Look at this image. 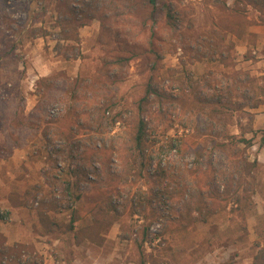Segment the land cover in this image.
Listing matches in <instances>:
<instances>
[{
    "label": "rangeland",
    "instance_id": "rangeland-1",
    "mask_svg": "<svg viewBox=\"0 0 264 264\" xmlns=\"http://www.w3.org/2000/svg\"><path fill=\"white\" fill-rule=\"evenodd\" d=\"M81 1L85 0L69 2L76 8H80ZM164 1L179 12L181 20L176 29L167 28L162 17L154 25L153 48L161 56L154 77L160 88L184 85L190 86L189 92L193 86V89L201 95H209L212 93V86L207 81L214 83V79L222 77L221 74L231 75L234 72H240L241 76L247 74L254 77L256 83L264 87V24L261 22L257 9L249 3L238 0L236 2L235 0ZM1 7H4V12L9 14L12 21L9 28L4 25L0 27V80L14 85L15 91L24 98V113H20L19 119H24L30 113V120L24 126L28 132L21 140L20 147L14 148L9 156L0 157V182L8 185L11 190L7 201L3 200V203L8 209H14L18 205L10 203L18 201L17 195L20 200H25L27 197V203H30L31 198L28 197L34 194L33 206H36L38 200L40 201L43 197V191L35 189L38 185H43L44 174L50 171V162L47 161L46 154H49L53 148H57L60 140L49 134L50 137L46 141L42 130L46 124L57 115L59 116L58 108L61 106L67 108L72 105L76 110L85 109L93 106L96 100L103 96L102 91L95 86L82 90L79 100L74 103L68 96L60 97L56 88L49 86L42 89L43 95L37 94L35 90L38 79L49 75L61 77L79 74L89 81L93 74L98 73L97 69L103 67V58L135 52L136 56L128 65L112 69L110 72L115 80L113 85L117 88V96H124L125 99L130 100L139 93L153 54L147 51L150 24H142L144 13L142 11L135 12L134 16L106 11L105 21L108 27L102 28L100 17L103 12L102 9H98L95 17L86 25L76 29L78 40H62L57 19L64 16L69 18L64 1L8 0L3 5L0 0V10ZM234 8H238V11ZM237 25L240 28H237ZM69 26H73L72 23ZM242 27L245 30L244 34L238 38L236 34ZM33 29L36 30L33 31ZM203 36L216 39L220 48H224L228 42L233 41L232 48H227V51L223 49L224 54H228L225 60L226 65L203 55V49L195 43V40ZM12 45L13 53L1 57L2 51L10 49ZM215 56L218 57V55ZM101 76L104 78L103 73ZM37 103L40 106L33 110ZM163 105L167 110L165 120L153 117L154 125L157 126L156 131L160 134L171 120L173 126L167 134L184 135L189 139L186 145H181L179 151L175 147L169 148L166 145L159 148L156 145L153 161L149 166V174L136 185H130L131 187L129 186L130 188L122 196L124 198H131L136 188L141 187L145 190L148 186L155 184L151 175L157 162L174 172H178V168L195 165L193 162L195 155L190 149L198 137H191L195 134L193 125L190 124L189 127L182 125L181 121L184 122L186 119V113L176 102L165 101ZM156 106L157 103L151 104L150 108L154 110ZM246 110L252 113L251 122L246 115L241 114L239 119L242 128L235 124L228 125L229 133L238 135L242 133L244 137L252 138V145L245 150V153L248 160L257 159L259 164L254 171L255 181L252 187L254 191L249 194V205L244 209L245 221L237 211L231 212L226 208L210 214L205 222H193L185 227L181 226L175 215L182 211L187 194L181 198L172 190L178 188L179 183L186 184L189 192H192L193 187L192 182L185 180L181 175L176 182L174 180L167 187V190L172 191V196L158 194L150 204H146L145 214L149 216L153 211L155 217L151 221L149 240L144 243V248L146 252H151L156 264H254L255 254L259 251L264 253V135L262 133L264 105L255 109L246 108ZM257 114L259 122L256 127H253L254 117ZM80 115V120H86L85 114ZM123 116V122L118 121L114 125L104 123L100 129H95V125L87 119V122L80 126L76 137L82 142L88 141L99 145L102 141H108L118 147L124 146L127 138L123 130L126 129L125 124L129 121V113ZM248 122L254 130H257L253 137L251 132L245 130ZM3 139L4 136L0 130V142ZM188 146L189 150L186 149ZM236 148L242 150L244 144L237 142ZM37 149L39 153H34ZM212 159L214 164H218V176L210 184L205 175L199 173L200 187L205 190H210L212 186L221 183L219 176L227 171L229 165L227 161L219 164L216 152L212 154ZM1 160L7 164L1 165ZM57 160L61 166L65 165L61 158L58 157ZM205 160L206 156L201 159L202 170H205ZM15 166H18L17 171L23 169L24 173H16ZM110 168L112 171L121 169V163L116 159L110 164ZM12 171H14L13 174L16 173L14 177L9 175ZM20 182L27 183L25 188L28 195L21 194L17 185ZM164 185L165 183L162 186ZM81 186L82 189L85 188L86 183L83 182ZM43 187L46 190L44 185ZM60 188V185L55 188L56 196ZM15 193L18 194L15 195ZM128 204L130 205V202ZM77 206L83 208L86 204L80 202ZM5 209L0 206L2 213L7 212ZM82 214L81 224L89 223L88 213L83 211ZM55 216L59 219V227L48 234L44 233V228L38 219H35L41 229L37 239L38 250L17 248L11 253L1 255L0 264L11 262L16 264H136L138 250L133 238H137L138 232L131 233L130 239H123L121 236L126 232L121 231L119 223L115 222L104 233V239L100 244L92 243L86 238L76 243L74 234L76 231L79 233V230L77 227L75 231L66 230L67 211L56 213ZM127 220L129 223L134 222L135 230L140 229L141 216L135 214ZM148 220L151 218L148 217ZM1 221H9V212ZM243 225L246 226V231L243 230ZM78 235L82 236L81 233ZM261 259H258L256 264H264V258Z\"/></svg>",
    "mask_w": 264,
    "mask_h": 264
},
{
    "label": "trees",
    "instance_id": "trees-1",
    "mask_svg": "<svg viewBox=\"0 0 264 264\" xmlns=\"http://www.w3.org/2000/svg\"><path fill=\"white\" fill-rule=\"evenodd\" d=\"M1 1L5 5L8 0ZM62 1L65 2L69 14L67 16L70 18L64 16V18L57 19L62 40H78L76 29L86 25L95 17L98 9H102L103 12L100 17L102 28L108 27L105 21L106 11L133 16L137 11L144 12L142 24H150L147 51L153 54V58L148 65V73L139 93L130 100L125 99L124 96H117V88L113 85L115 80L110 72L112 69L128 65L130 60L136 56L135 52L103 58V67L98 68V73L93 74L89 81L79 74L62 75L61 77L49 75L38 79L35 90L37 94L43 95L42 89L49 86L56 88L60 97L68 96L73 103L79 100L80 92L89 86H95L103 93V96L99 97L93 106L85 109L76 110L72 105L67 108L61 106L57 111L59 116L57 115L50 123L47 121L48 124L42 130L46 141L50 137L49 134H52L60 142L57 148H53L49 154H46L47 161L50 162V171L44 174L43 185L46 190L43 185H38L35 189L43 191V197L40 201L38 200L36 206H33L34 194L28 197L31 198L30 203H27V197L23 203L35 211L40 225L44 228V233H52L59 227V219L55 215L62 211L68 213L66 230L75 231L77 227L82 235H78V231L75 232L76 243L86 238L92 243L100 244L108 228L118 222L121 231L126 232L121 236L123 239H130L131 233L138 232L137 238H133L138 250L136 264H156L151 252H146L144 243L149 240V227L155 217L153 211L149 216L145 214L146 204H150L158 194H167L170 197L172 191H175L181 198L187 194L182 211L175 215L183 227L193 222H205L210 214L226 208L231 212L237 211L245 221L244 209L249 205V194L254 191L252 188L255 181L254 171L259 164L257 159L248 160L245 153V150L252 145V138H246L242 133L240 135L229 133L228 125L235 124L242 128L239 119L241 114L246 115L250 121L252 113L246 108L255 109L264 105V87L259 86L254 77L247 74L241 76L240 72H234L231 75L221 74L222 77L214 79V83L207 81L212 86V93L209 95H201L193 89V86L189 92L188 87L190 86L185 87L184 85L160 88L154 73L161 56L153 48L152 38L154 25L160 17L167 28L176 29L179 25L181 20L179 12L171 4L164 0H85L81 1L80 8H76L71 5L70 0ZM238 1L249 3L257 9L261 22L264 24V0ZM4 7L0 10V27L4 25L9 28L12 19L4 12ZM234 9L238 11V8ZM71 23L73 26H69ZM236 27L240 28L239 25ZM244 31L243 27L239 29L236 37L241 38ZM195 43L203 49L204 56L213 61L217 60L223 65H226L225 60L228 57V54H224V50L227 51L233 47V41H230L227 46L220 48L219 42L211 36L200 37L195 40ZM13 51L12 45L10 49L2 51L1 57L12 54ZM215 55L218 57L216 58ZM188 78L190 79L189 76ZM15 88L14 85L3 83L0 80V130L4 136L0 142V157L2 158L9 156L14 148L20 147L21 140L28 132L24 126L30 120V113L24 119H19L20 113H24V98L15 91ZM165 101L176 102L179 108L186 113V119L184 122L181 121L182 125L189 127L191 124L193 130L195 129V134L191 137H198V140L194 142L191 149L189 146L186 148L194 152L195 165L178 168V172H174L157 162L151 175L155 184L148 186L145 190L141 187L136 188L131 198H124L122 196L131 187L130 185H136L149 174V166L152 164L156 145L159 148L166 145L169 148L175 147L179 151L181 145L189 139L184 135L167 134L173 126L171 120L160 131V134L156 131L157 126L154 125L153 117L165 120L167 115V110L163 105ZM155 103L157 106L152 110L150 105ZM39 106L40 104L37 103L33 110ZM127 112L129 121L125 124L126 129L123 130L127 138L124 146L118 147L108 141H102L98 145L88 141L82 142L76 137L80 126L87 122V119L95 125V129H100L104 123L114 125L118 121L123 122V115ZM80 114H85L86 120H80ZM250 122L246 124L245 130L251 132L253 137L257 130L252 128ZM262 133L264 135V130ZM237 142L244 144L242 150L236 148ZM37 152L39 153L38 149L34 151V153ZM214 152L218 153L219 164L227 161L229 165L227 171L219 176L221 183L212 186L210 190H205L200 187L199 173H203L210 184L218 176V164H214L212 159ZM52 154H54L53 157ZM204 156H206L205 170H202L201 159ZM58 157L64 161V166L57 163ZM116 159L121 163V169L112 171L110 164ZM181 175L185 180L192 182V192H189L186 184L180 185V183L178 188L172 191L167 190V187L174 180L176 182ZM83 182L86 186L82 189ZM163 183H165L164 186H162ZM57 185L61 186L58 196L55 195ZM16 199L17 202L12 201L10 204L15 206L21 204L18 196ZM80 202L86 204V207H78L77 204ZM83 211L90 216L87 224H81L80 221L83 218ZM6 213L0 211V220H4ZM135 214L142 217L140 229L136 230L134 222L129 223L127 220ZM148 217L151 220H148ZM77 222L79 223L76 226ZM242 227L244 231L247 230L245 225ZM261 258H264L263 251L255 254L253 263L256 264Z\"/></svg>",
    "mask_w": 264,
    "mask_h": 264
},
{
    "label": "crops",
    "instance_id": "crops-1",
    "mask_svg": "<svg viewBox=\"0 0 264 264\" xmlns=\"http://www.w3.org/2000/svg\"><path fill=\"white\" fill-rule=\"evenodd\" d=\"M257 122H259L258 114L255 115L254 117L253 127H256V125H258ZM1 161H2L1 165L5 166L7 164V162H5L4 160ZM17 168L18 166H15L16 173H21L23 169L17 171ZM13 172L14 171L9 173L11 177H14V175L16 174V173L13 174ZM22 173H24V171ZM24 182H20L17 184L18 189L20 190L21 194L25 193L26 195H28L27 190L25 188L26 187L25 184L27 183L24 184ZM0 189L2 192V193L0 192V206L2 208H6L5 210L9 212L8 222H3L0 220V256L8 252L11 253L13 252V250L22 247L30 248V250H34V249L38 250L37 239H39V235H40L39 231H41V229L38 221L35 220L37 216L35 212L33 213L34 210L26 206L23 203L24 200L23 199L20 200V198H19V200L21 201L20 205H18L14 209L11 208L8 209L6 204L3 203V200L7 201L8 194L11 190L8 185L3 184L1 182H0ZM17 194L18 193H15V195ZM10 264H16V263L11 262Z\"/></svg>",
    "mask_w": 264,
    "mask_h": 264
}]
</instances>
